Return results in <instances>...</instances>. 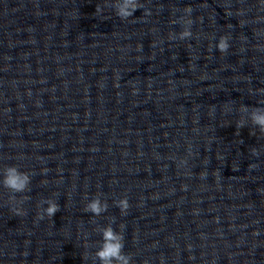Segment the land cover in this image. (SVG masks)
Returning a JSON list of instances; mask_svg holds the SVG:
<instances>
[{"label":"clouds","instance_id":"9594fccd","mask_svg":"<svg viewBox=\"0 0 264 264\" xmlns=\"http://www.w3.org/2000/svg\"><path fill=\"white\" fill-rule=\"evenodd\" d=\"M113 7L115 8L116 15L122 20H126L137 11L138 8L142 7L139 0H115ZM96 11H101L97 7ZM186 13L185 16L180 18L181 23L185 26L184 30L179 33L180 39L189 38L192 36L190 30V25L192 20L190 18V13L192 12L191 7H186L184 9ZM172 33L169 34V39H174ZM228 37L222 36L219 39L217 48L221 53L226 52L229 48ZM243 110L248 112V118L251 123L257 126L261 133H264V108L256 107L252 108L249 111L247 106H242ZM245 122L242 120L238 121V127H243ZM255 152V150H253ZM30 183V176L26 172H21L15 166H9L3 176L2 184L5 188L9 189L13 193L24 192L28 189ZM48 207L44 210L47 216L52 217L59 210V205L52 199L46 201ZM117 206L120 208L121 213L125 214L126 210L129 208V203L127 198L120 199L116 202ZM107 203L101 202L99 196L92 199L87 203L85 207L86 212H91L96 216H99L101 213L107 210ZM13 211L17 215H23V210L20 208H14ZM40 219H43V215L39 216ZM121 227H123L121 225ZM102 239L103 243L101 248L96 252L97 258L100 260L101 264H130L131 257L124 254L123 248V235L120 232L115 231L111 225L105 227L102 230Z\"/></svg>","mask_w":264,"mask_h":264}]
</instances>
